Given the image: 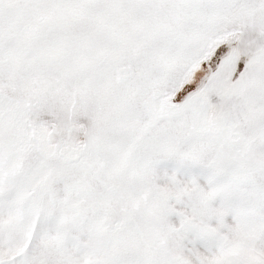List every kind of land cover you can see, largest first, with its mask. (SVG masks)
I'll use <instances>...</instances> for the list:
<instances>
[{
	"label": "snow or ice",
	"instance_id": "snow-or-ice-1",
	"mask_svg": "<svg viewBox=\"0 0 264 264\" xmlns=\"http://www.w3.org/2000/svg\"><path fill=\"white\" fill-rule=\"evenodd\" d=\"M0 264H264V0H0Z\"/></svg>",
	"mask_w": 264,
	"mask_h": 264
}]
</instances>
